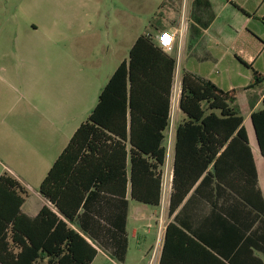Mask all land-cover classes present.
Here are the masks:
<instances>
[{"label":"trees","instance_id":"trees-1","mask_svg":"<svg viewBox=\"0 0 264 264\" xmlns=\"http://www.w3.org/2000/svg\"><path fill=\"white\" fill-rule=\"evenodd\" d=\"M158 50L148 35L140 36L101 89L38 189L54 210L27 216L21 208L28 191L9 172L0 175V264H92L98 249L124 260L128 189L134 201L161 205L176 59L167 58L163 78L154 63ZM263 82L255 71L254 86ZM239 92L182 77L184 119L175 135L168 215L192 193L167 226L159 264L172 257L175 230L223 264H264V198L244 117L233 105ZM250 121L264 157V96ZM195 201L210 206L197 229L182 213Z\"/></svg>","mask_w":264,"mask_h":264},{"label":"crops","instance_id":"crops-1","mask_svg":"<svg viewBox=\"0 0 264 264\" xmlns=\"http://www.w3.org/2000/svg\"><path fill=\"white\" fill-rule=\"evenodd\" d=\"M0 2V175L9 172L28 191L21 209L24 214L33 218L43 207L54 210L52 204L38 192L40 184L73 134L96 106L101 89L118 66L129 60L132 46L142 35H138L132 42L128 57L121 59L112 73L106 76L103 73L104 77H101L104 59L96 61L98 69L94 71L92 29L95 18H71L70 22L74 25L69 36L63 35L60 29L48 36L42 34L39 25L30 18H16L14 11H9L11 0ZM172 2L175 6L176 1ZM174 6H170L169 11H176L177 14L172 18L156 19L146 34L155 45L162 31H170L175 36L171 51L161 49L155 52L154 63L161 67L158 72L162 73L163 78L168 73L167 58H174L176 68L173 87L177 83L181 88L182 77L188 73L209 80L225 90L240 89L236 100L243 91L251 89V84H241L238 87L232 86L229 81L239 70L251 72L253 81L255 71L264 74V0H183L182 13H178ZM64 19L67 18H56L55 23H62ZM67 39L71 41L69 50L62 46ZM107 56L109 57V50ZM64 72H69L65 74V79ZM47 86L52 89L49 94L45 93ZM259 95L258 100L247 95L238 102L236 107L244 117V122L250 121L251 113L262 107L264 91ZM79 110H82L81 113ZM81 116L84 119L79 121ZM183 119L178 103L174 110L171 140L168 141L166 137V144H170L172 148L171 165L177 126ZM252 130L255 136L253 126ZM167 134L169 135V131L166 136ZM256 145L260 160L255 159V153L251 146L250 148L257 168L258 185L264 198V157L257 140ZM260 178L263 179L262 186ZM171 191L172 186L167 188L164 206L167 217L164 220L161 205L150 206L134 201L128 189V249L125 258L119 262L106 249H98L96 258L103 254L125 264L130 249V234L138 238L139 223L145 219L155 220L162 249L167 226L174 221L192 193L169 216ZM131 202L137 203L135 210H132ZM195 203L194 207L182 212L183 219L193 229L199 227L198 220L210 213L208 204L201 201ZM146 207H153L158 211L147 217ZM178 227L189 234L186 229ZM173 233L176 240H173L172 257L167 260V264L225 262L223 258L213 257L195 244L185 242L178 231Z\"/></svg>","mask_w":264,"mask_h":264},{"label":"rangeland","instance_id":"rangeland-1","mask_svg":"<svg viewBox=\"0 0 264 264\" xmlns=\"http://www.w3.org/2000/svg\"><path fill=\"white\" fill-rule=\"evenodd\" d=\"M172 1H176L175 6ZM182 2L183 0H11L9 11L13 10L16 18H22V16L30 18L39 25L41 33L48 36L59 29L63 35L69 36L74 25L70 22L71 18H95L92 29V46L95 52L94 71L98 69L96 61L104 59V72L101 74V77H104V74L106 76L115 70L121 59L128 57V51L134 39L140 34L146 35L151 30L152 25L155 24L156 19L175 16L176 11H169L172 6L177 9L178 13H182ZM56 18L67 19H64L62 23H55ZM70 45V39L64 40L62 43L63 48L67 50H69ZM108 50L109 57L107 56ZM65 74H69V72H64V79ZM176 80L179 83L178 75H176ZM229 83L238 87L241 84H251V89L243 91L234 102L235 106L247 95L254 96L253 99L258 100L259 94L264 91V82L260 86H254L252 73L246 70L236 72ZM96 87L95 85L97 93ZM51 92L52 89L47 86L45 93ZM79 111L81 113L82 110ZM81 119L84 118L81 116L79 121ZM244 126L248 131L250 146L255 153V159L258 161L261 157L257 150L250 121L245 120ZM259 163L257 162V164ZM260 185H263L261 178ZM136 206H138L137 203L131 202L132 210H135ZM160 209L164 212L165 220L167 211L164 205ZM145 211L149 217L158 210L153 207H146ZM139 228L140 236L138 238H134L130 234V249L125 264H149L151 253L158 246L157 225L154 219L141 221ZM93 264L121 263L100 254Z\"/></svg>","mask_w":264,"mask_h":264},{"label":"built area","instance_id":"built-area-1","mask_svg":"<svg viewBox=\"0 0 264 264\" xmlns=\"http://www.w3.org/2000/svg\"><path fill=\"white\" fill-rule=\"evenodd\" d=\"M167 37V39H165ZM175 41V36L173 33L170 31H162L157 39V46H159L161 49L166 50V51H171L173 44ZM180 94H181V88L175 84V86L172 88V95H171V111H170V126H169V135L166 136L171 140V129L174 126V110L176 105L179 103L180 99ZM167 146V151H166V158H165V163L162 169V196H161V206H165L166 203V195H167V188L172 186V178H173V166L171 165V145L166 144ZM160 240H158V246L154 249V251L151 253L150 257V263L149 264H159V259H160Z\"/></svg>","mask_w":264,"mask_h":264},{"label":"snow or ice","instance_id":"snow-or-ice-1","mask_svg":"<svg viewBox=\"0 0 264 264\" xmlns=\"http://www.w3.org/2000/svg\"><path fill=\"white\" fill-rule=\"evenodd\" d=\"M165 39H167V37H165Z\"/></svg>","mask_w":264,"mask_h":264}]
</instances>
